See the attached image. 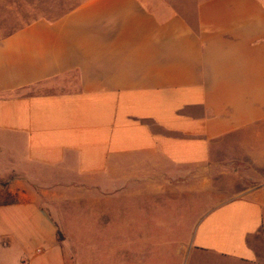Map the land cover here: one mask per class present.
<instances>
[{"label": "crops", "instance_id": "0c3cea01", "mask_svg": "<svg viewBox=\"0 0 264 264\" xmlns=\"http://www.w3.org/2000/svg\"><path fill=\"white\" fill-rule=\"evenodd\" d=\"M192 12L87 0L0 36V198H12L0 201V264H100L111 251L127 264L143 249L163 264L256 263L260 190L206 213L189 244H152L166 182L264 124L263 0Z\"/></svg>", "mask_w": 264, "mask_h": 264}, {"label": "rangeland", "instance_id": "374dc122", "mask_svg": "<svg viewBox=\"0 0 264 264\" xmlns=\"http://www.w3.org/2000/svg\"><path fill=\"white\" fill-rule=\"evenodd\" d=\"M87 0H0V36L9 34L38 19L56 20ZM191 21L192 10L200 0H166ZM264 2V0H263ZM166 181L161 178V182ZM160 196L159 220L154 221L152 244H189L200 219L212 209L238 199L248 192L260 190L264 205V124L232 134L215 142L212 159L206 169H193L167 181ZM1 197L0 201H11ZM118 222V221H117ZM65 223V222H63ZM71 227V221H66ZM112 225L113 224L112 222ZM158 228V231H157ZM264 230V227H263ZM171 235H168V234ZM173 234H175L173 236ZM158 236V237H157ZM151 239V238H150ZM113 242L117 238H112ZM139 244L149 243L142 237ZM255 264H264V246ZM99 254V253H98ZM111 255V259L108 256ZM125 253H121L124 257ZM100 264H118L120 254L111 251ZM127 264H163L160 254H128ZM192 261H194L192 259ZM197 264H228L211 255L195 258ZM165 263V262H164Z\"/></svg>", "mask_w": 264, "mask_h": 264}, {"label": "trees", "instance_id": "16d2710c", "mask_svg": "<svg viewBox=\"0 0 264 264\" xmlns=\"http://www.w3.org/2000/svg\"><path fill=\"white\" fill-rule=\"evenodd\" d=\"M82 4H83V3H82ZM80 5H81V4H80ZM78 6H79V5H78ZM78 6H77V7H78ZM75 8H76V7H75ZM75 8H74V9H75ZM72 10H73V9H72ZM72 10H71V11H72ZM67 13H68V12H67ZM67 13H65V14H67ZM65 14H64V15H65ZM62 16H63V15H62ZM62 16H61V17H62Z\"/></svg>", "mask_w": 264, "mask_h": 264}]
</instances>
